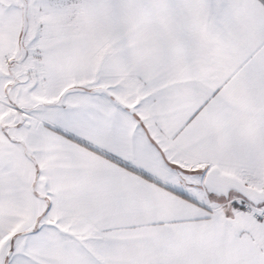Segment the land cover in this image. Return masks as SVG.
Masks as SVG:
<instances>
[{
	"label": "snow or ice",
	"instance_id": "obj_1",
	"mask_svg": "<svg viewBox=\"0 0 264 264\" xmlns=\"http://www.w3.org/2000/svg\"><path fill=\"white\" fill-rule=\"evenodd\" d=\"M0 264H264V0H0Z\"/></svg>",
	"mask_w": 264,
	"mask_h": 264
}]
</instances>
